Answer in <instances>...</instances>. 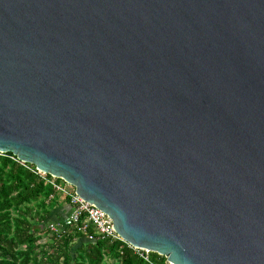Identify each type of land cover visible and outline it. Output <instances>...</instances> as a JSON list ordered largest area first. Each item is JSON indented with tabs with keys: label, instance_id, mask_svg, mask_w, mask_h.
Returning a JSON list of instances; mask_svg holds the SVG:
<instances>
[{
	"label": "water",
	"instance_id": "obj_1",
	"mask_svg": "<svg viewBox=\"0 0 264 264\" xmlns=\"http://www.w3.org/2000/svg\"><path fill=\"white\" fill-rule=\"evenodd\" d=\"M0 152L171 264H264V0H0Z\"/></svg>",
	"mask_w": 264,
	"mask_h": 264
},
{
	"label": "trees",
	"instance_id": "obj_2",
	"mask_svg": "<svg viewBox=\"0 0 264 264\" xmlns=\"http://www.w3.org/2000/svg\"><path fill=\"white\" fill-rule=\"evenodd\" d=\"M9 155L0 156V264H149L121 242L90 241L80 232L51 235L46 221L58 196L48 201L51 185ZM150 261L166 264L156 253Z\"/></svg>",
	"mask_w": 264,
	"mask_h": 264
},
{
	"label": "built area",
	"instance_id": "obj_3",
	"mask_svg": "<svg viewBox=\"0 0 264 264\" xmlns=\"http://www.w3.org/2000/svg\"><path fill=\"white\" fill-rule=\"evenodd\" d=\"M7 153L0 152V156H6ZM10 159L19 165L28 169L31 173L40 179L49 183L53 189L48 201L53 200L56 196H61L70 206L68 215L61 222H52L49 226V232L56 238H60L64 232H80L90 241L108 240L110 242H121L127 246L134 254L139 256L145 262L152 264L150 261V252L147 249L136 248L125 242L113 228V221L110 216L81 198L75 190V187L62 178H57L41 172L34 165L20 161L16 156L9 155ZM166 264H171L166 261Z\"/></svg>",
	"mask_w": 264,
	"mask_h": 264
},
{
	"label": "crops",
	"instance_id": "obj_4",
	"mask_svg": "<svg viewBox=\"0 0 264 264\" xmlns=\"http://www.w3.org/2000/svg\"><path fill=\"white\" fill-rule=\"evenodd\" d=\"M70 211V206L67 201L63 199V197L58 196V200L54 203L52 207L51 214L49 219L51 222H61L68 215ZM50 221V220H49Z\"/></svg>",
	"mask_w": 264,
	"mask_h": 264
},
{
	"label": "rangeland",
	"instance_id": "obj_5",
	"mask_svg": "<svg viewBox=\"0 0 264 264\" xmlns=\"http://www.w3.org/2000/svg\"><path fill=\"white\" fill-rule=\"evenodd\" d=\"M31 220L32 221H34V220H36L37 221V217H32L31 218ZM50 220V221H49ZM51 222V219H48L47 221H46V225L48 224L49 225V223ZM43 240L44 241H46V243L49 245V244H51V236H50V234H47L45 237H43ZM166 259V258H165ZM159 260V259H158ZM166 261H167V259H166ZM109 263H110V261H109ZM105 264V263H104Z\"/></svg>",
	"mask_w": 264,
	"mask_h": 264
}]
</instances>
